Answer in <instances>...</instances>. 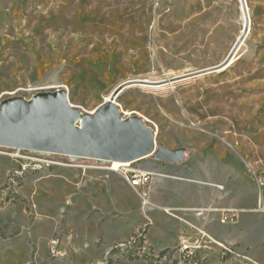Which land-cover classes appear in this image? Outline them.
Wrapping results in <instances>:
<instances>
[{
	"label": "rangeland",
	"instance_id": "obj_1",
	"mask_svg": "<svg viewBox=\"0 0 264 264\" xmlns=\"http://www.w3.org/2000/svg\"><path fill=\"white\" fill-rule=\"evenodd\" d=\"M245 2L231 63L165 83L225 62L246 28L241 0H0V104L66 91L92 114L120 85L149 82L123 91L121 116L185 149L173 183L230 204L211 210L229 242L196 227L158 247L151 232L176 237L178 215H153L112 164L0 147V264H264V0Z\"/></svg>",
	"mask_w": 264,
	"mask_h": 264
},
{
	"label": "water",
	"instance_id": "obj_2",
	"mask_svg": "<svg viewBox=\"0 0 264 264\" xmlns=\"http://www.w3.org/2000/svg\"><path fill=\"white\" fill-rule=\"evenodd\" d=\"M246 28L225 62L217 67L173 78L165 83L206 75L227 67L249 30L245 0H241ZM130 81L116 88L92 114H83L69 102L66 91L38 93L31 99L14 97L0 104V147L40 154H55L104 163L133 164L146 158L159 163L184 161V148L170 150L157 146L156 134L138 117L123 118L116 100L134 85ZM152 84V83H151Z\"/></svg>",
	"mask_w": 264,
	"mask_h": 264
},
{
	"label": "crops",
	"instance_id": "obj_3",
	"mask_svg": "<svg viewBox=\"0 0 264 264\" xmlns=\"http://www.w3.org/2000/svg\"><path fill=\"white\" fill-rule=\"evenodd\" d=\"M143 161H145V164L138 170L153 173L155 175L154 182L148 190L153 215L163 216L166 219L168 216L175 218V215H178L176 218L181 222L177 226L178 232L176 237L167 234L163 229H158V231L154 229L151 232V239L156 246L169 248L177 244L178 240L180 241L183 239L185 232H192L196 227L202 229L220 242H229V238L225 237L223 234L225 227L221 223L220 214L211 212L215 207H217L219 211L229 208L230 204L226 202L227 200L223 198L219 200H210L209 193L205 189L188 190L183 189L181 184L173 183V180L181 177L180 173L182 167L179 164L159 163L152 158H146L143 159ZM127 186L129 185L127 184ZM129 187L137 191L131 186ZM186 199L202 202L204 206H190L188 203H184ZM198 210L206 211L205 216L200 217L196 215L195 212ZM171 212L175 213V215L171 214ZM186 214L187 218H184L182 215ZM161 231L164 232V234ZM156 232H161L163 236H158Z\"/></svg>",
	"mask_w": 264,
	"mask_h": 264
},
{
	"label": "built area",
	"instance_id": "obj_4",
	"mask_svg": "<svg viewBox=\"0 0 264 264\" xmlns=\"http://www.w3.org/2000/svg\"><path fill=\"white\" fill-rule=\"evenodd\" d=\"M79 160H83V159H78L76 161H73L71 159V160H69L68 163H62V164H64V166L71 168V169H77V168L78 169L79 168H83V169H104L102 166L96 167V166L82 165L79 163ZM86 160H90V161H94V162H100V163L106 164V165L112 164L111 167H107L105 169L107 171H113V172L119 171L124 182L127 183L132 188H134L140 192V195L143 199L144 206H152L150 199H149L148 190L150 189L151 185L154 182L155 175L153 173L142 172V171H139L138 169H131L130 167L132 164H128L127 166H123V167H118V169H114L113 163H104L101 161H96V160H91V159H86ZM223 213H224L223 214L224 218L222 219L223 220L222 222L225 223L230 212L224 211Z\"/></svg>",
	"mask_w": 264,
	"mask_h": 264
},
{
	"label": "bare ground",
	"instance_id": "obj_5",
	"mask_svg": "<svg viewBox=\"0 0 264 264\" xmlns=\"http://www.w3.org/2000/svg\"><path fill=\"white\" fill-rule=\"evenodd\" d=\"M149 83V82H148ZM152 83V82H151ZM160 82H153L152 84H159ZM110 99V96L107 97L106 101ZM128 164H120V163H113L114 169H118V167L127 166Z\"/></svg>",
	"mask_w": 264,
	"mask_h": 264
}]
</instances>
